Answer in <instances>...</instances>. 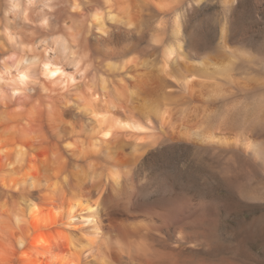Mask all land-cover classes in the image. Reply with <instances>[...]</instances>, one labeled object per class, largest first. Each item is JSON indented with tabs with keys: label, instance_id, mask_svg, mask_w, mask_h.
Wrapping results in <instances>:
<instances>
[{
	"label": "bare ground",
	"instance_id": "bare-ground-1",
	"mask_svg": "<svg viewBox=\"0 0 264 264\" xmlns=\"http://www.w3.org/2000/svg\"><path fill=\"white\" fill-rule=\"evenodd\" d=\"M94 1L0 3L5 36L18 50L10 54V59L3 58L0 102L5 107L8 101L17 104L19 111L9 114L24 122L9 128L0 121V183L20 192L25 203L15 209L14 221L0 213V234L7 236L5 244L19 248V264H41V256H50L49 264H173L168 259L178 252L177 248L160 247L153 241L154 232L161 234L171 226L166 218L115 210L110 216L113 227L101 234L108 206L119 200L124 208L134 206L124 184L140 160L141 144L137 140H146L149 135L144 137V133L158 122L167 139L190 141L199 147L214 141L220 145L232 143L258 156L261 143L234 131L229 138L223 131H204V120L211 112L203 104L194 105L190 110L193 115H189L191 103L218 100L227 92L233 93L237 77L231 72L232 60L223 51L227 47L224 27L219 53L193 61L185 58L178 9L173 10L168 28L171 33L166 39L162 35L163 17L157 16L171 10L169 1ZM146 6L161 12L153 14L158 18V28L149 25L144 15ZM146 27L150 46L160 45L156 48L162 57L158 71L181 75L185 92L178 97H173V88L165 77L152 79L142 74L143 69L156 63L151 61L149 66L134 56L135 44H111L120 35L140 38ZM95 65L117 72L119 85L112 89L105 76L93 75ZM126 79L132 80L131 87ZM129 88L133 95L143 98V106L130 100ZM135 110H140L141 117ZM32 139L38 142L31 149L28 145ZM61 141L67 156L61 150ZM94 158L102 159L103 167ZM67 164L75 178L73 183L61 172ZM57 167H61L59 171ZM108 188L112 193L105 195ZM63 246L68 251L61 256ZM150 254L160 258H150Z\"/></svg>",
	"mask_w": 264,
	"mask_h": 264
},
{
	"label": "rangeland",
	"instance_id": "rangeland-1",
	"mask_svg": "<svg viewBox=\"0 0 264 264\" xmlns=\"http://www.w3.org/2000/svg\"><path fill=\"white\" fill-rule=\"evenodd\" d=\"M2 1L4 0H0V3ZM101 1L103 0L94 2ZM167 1L171 4V10L165 14H160L154 6L145 7L144 15L149 25L158 28L159 24L155 19L163 17L162 35L166 39L171 33L168 28L173 10L178 9L181 12L183 42L187 53L185 58L193 61L219 53L224 27L227 47L223 51L232 60L231 72L234 78L237 77L236 83L232 84L233 93L227 92L218 100L196 101L193 105L190 104L188 110L194 105H205L211 113L204 120V131L252 135L253 139L261 143L262 153L256 156L252 150H245L241 145L232 143L220 145L214 141L199 147L190 141H171L164 137L157 122L156 127L147 134L144 133V137L149 135L148 139L137 140L141 144L140 160L124 184L134 206L124 208L119 204L120 200L108 206L104 211L101 234L113 227V222H110L113 220V211L143 212L157 219L166 218L171 225L161 234L153 231V241L160 247L177 248L178 252L174 251L173 254L174 259H168L173 264H264V0ZM1 9L4 7L1 6ZM157 12L160 15L155 17ZM4 22L5 19L0 14V68L4 64L3 58L10 59L11 53L18 52L5 36ZM26 30L31 32L33 28ZM142 36L120 35L111 44L136 45L133 48L134 56L148 62L149 66L151 61L156 63L149 69H143L142 74L152 79L159 75L165 77L169 87L173 88V97L182 95L185 88L183 81H180L181 75L158 71L162 57L156 48L160 45L157 43L156 48L150 46L148 27ZM94 73L109 79L112 89L116 84L119 85L115 71L95 65L92 68V74ZM126 81L128 87H131L132 80ZM129 90V98L132 95L130 100L135 99V105L143 106V98L133 95L130 88ZM130 100L129 104L133 105ZM8 102L6 107L0 102V121H4L9 128L16 124L22 125V119L10 115L19 111L18 105ZM171 104L175 106L177 103L173 100ZM190 113L191 111L189 115L192 116L193 112ZM135 115L141 117L140 110H135ZM229 133L228 138L231 136ZM37 142V139H32L28 146L32 149ZM60 146L65 153L63 141ZM32 152L33 150L30 153ZM94 162H98L101 167L105 164L102 159L94 158ZM60 168L57 167V171ZM61 172L63 176L68 175L70 183L74 182L75 178L69 173L68 164ZM66 188H70V185ZM110 191L109 188L105 189V195L111 194ZM0 192V213L14 221L15 209L20 205L25 206L20 192L9 190L1 183ZM5 236L0 234L3 244V261L0 260V264H19L20 250L5 244L8 241ZM67 251L68 247L63 246L61 256ZM158 256L150 254L148 257L158 260ZM90 258L93 259L94 256ZM40 260L41 264H49L50 256H41Z\"/></svg>",
	"mask_w": 264,
	"mask_h": 264
},
{
	"label": "water",
	"instance_id": "water-1",
	"mask_svg": "<svg viewBox=\"0 0 264 264\" xmlns=\"http://www.w3.org/2000/svg\"><path fill=\"white\" fill-rule=\"evenodd\" d=\"M226 133V136H227V133H229L228 131H224ZM230 134V133H229ZM231 135V134H230ZM252 136V135H251ZM253 137V136H252ZM37 193L38 192H35V195L37 196Z\"/></svg>",
	"mask_w": 264,
	"mask_h": 264
}]
</instances>
